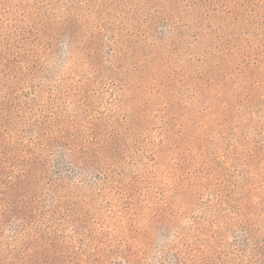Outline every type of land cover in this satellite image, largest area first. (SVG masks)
Returning a JSON list of instances; mask_svg holds the SVG:
<instances>
[{
	"label": "rangeland",
	"instance_id": "rangeland-1",
	"mask_svg": "<svg viewBox=\"0 0 264 264\" xmlns=\"http://www.w3.org/2000/svg\"><path fill=\"white\" fill-rule=\"evenodd\" d=\"M0 264H264V0H0Z\"/></svg>",
	"mask_w": 264,
	"mask_h": 264
}]
</instances>
